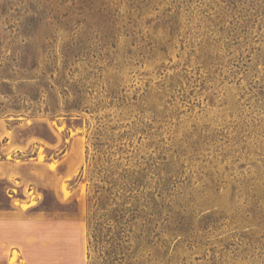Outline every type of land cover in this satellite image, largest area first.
Listing matches in <instances>:
<instances>
[{
  "label": "rangeland",
  "instance_id": "obj_1",
  "mask_svg": "<svg viewBox=\"0 0 264 264\" xmlns=\"http://www.w3.org/2000/svg\"><path fill=\"white\" fill-rule=\"evenodd\" d=\"M0 216L33 264H264V0H0Z\"/></svg>",
  "mask_w": 264,
  "mask_h": 264
},
{
  "label": "crops",
  "instance_id": "obj_2",
  "mask_svg": "<svg viewBox=\"0 0 264 264\" xmlns=\"http://www.w3.org/2000/svg\"><path fill=\"white\" fill-rule=\"evenodd\" d=\"M7 179H10L9 182L13 183L15 179L9 176H5ZM6 196L8 200L10 201L11 205L14 207H17L19 210L21 209L18 205L15 204V198L14 194L7 191ZM22 204V203H21ZM32 206H28V208H31ZM8 219L3 216H0V233L2 232V224L1 220ZM4 247L0 249V264H12L11 261H9V257L12 255L13 248L16 246L17 253L19 254L18 261H24V263L19 264H33L30 260L26 257V254L23 251H20L17 242H15L12 238H5V241L3 242ZM11 262V263H10Z\"/></svg>",
  "mask_w": 264,
  "mask_h": 264
},
{
  "label": "bare ground",
  "instance_id": "obj_3",
  "mask_svg": "<svg viewBox=\"0 0 264 264\" xmlns=\"http://www.w3.org/2000/svg\"><path fill=\"white\" fill-rule=\"evenodd\" d=\"M33 204V202H30V203H24V204H22V206H23V208H26V207H28V206H30V205H32ZM14 263V262H13Z\"/></svg>",
  "mask_w": 264,
  "mask_h": 264
}]
</instances>
